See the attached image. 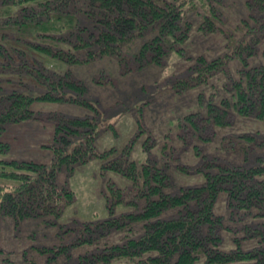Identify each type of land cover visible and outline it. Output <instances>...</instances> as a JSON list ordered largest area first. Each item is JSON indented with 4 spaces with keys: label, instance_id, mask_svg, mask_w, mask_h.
I'll use <instances>...</instances> for the list:
<instances>
[{
    "label": "trees",
    "instance_id": "obj_1",
    "mask_svg": "<svg viewBox=\"0 0 264 264\" xmlns=\"http://www.w3.org/2000/svg\"><path fill=\"white\" fill-rule=\"evenodd\" d=\"M231 1L0 0V135L7 122L29 119H49L52 131V142L43 144L51 150L48 162L14 156L10 142L0 139V222L6 216L59 217L74 194L66 181L58 183L57 171L98 158L101 168L128 179V189L104 181L100 193L108 215L83 221L81 235L70 242L36 246L39 252L60 254L84 244L76 264H264V132L223 134V155L190 142L215 140V127L230 126L235 114L264 122V0H233L244 11L228 28ZM192 31L219 33L225 47L213 56H187V74L170 77V86L182 92L221 78L205 108L171 123L183 147L190 145L199 157L192 170L182 163L177 167L201 173L198 184L175 183L166 169L170 155L163 161L129 157L130 141L145 129L140 118L138 131L123 148L99 149L94 120L32 108L34 101L91 105L83 96L88 85L72 66L120 55L119 62L135 43L158 65L169 51L182 56ZM235 62L239 67L234 70L230 64ZM220 194L230 222L215 210ZM125 230L120 240L106 239ZM223 230L233 234L228 249L223 248Z\"/></svg>",
    "mask_w": 264,
    "mask_h": 264
},
{
    "label": "rangeland",
    "instance_id": "obj_2",
    "mask_svg": "<svg viewBox=\"0 0 264 264\" xmlns=\"http://www.w3.org/2000/svg\"><path fill=\"white\" fill-rule=\"evenodd\" d=\"M243 11V6L232 0L226 9L228 18L226 27L231 28ZM223 42L219 33L202 34L192 31L188 43L183 45L185 46L183 55L169 51L164 56L163 62L158 65L148 61L149 53L146 56L141 55L138 51L139 44L135 43L129 50L124 51L125 57L119 62L117 60L120 55L105 57L89 65L71 67L72 73L88 85V90L83 96L91 105L75 101H34L32 108L43 114L61 113L94 120L98 123L96 144L99 149L112 146L117 150L123 148L130 141L131 136L138 131L137 121L140 118V123L145 129L143 132H138L135 139L130 141V144L134 142L129 157L139 161L157 156L163 161L166 154L170 155L171 159L168 160L170 165L167 164L166 169L175 183L198 184L203 180L201 173L194 171L188 173L177 167L182 163L188 167V170H192L199 157L195 155L190 145L187 148L183 147L173 124L176 123L177 118L180 119L188 112L205 108L209 94L220 86L221 78H212L208 85L182 92L170 86V77L177 75V78H182L187 74L186 69L190 64L187 56L192 60L197 53L213 56L224 52ZM260 58L264 60L263 56ZM230 65L234 70L239 67L236 62ZM127 70L128 73H125ZM105 73L110 79L106 80L100 75ZM219 92L224 94L222 88ZM111 125L116 129V134L112 132ZM215 130L217 132L215 140L209 143H202V140L195 138L190 142L192 145L199 143V146L205 147L206 153L216 152L223 155L224 152L219 148V139L223 134L256 130L264 132V122L252 115L235 114L230 126L215 127ZM166 133L170 136L167 140H165ZM51 137L49 119L9 121L0 135V139L10 142L14 156L46 162L49 161L51 150L46 149L43 144H50ZM74 166L71 170L67 165H63L57 171L58 183L66 181L74 194L73 201L59 217L37 216L22 220L6 216L1 220L0 264H76L82 259L79 253L85 251L87 246L84 244L70 246L66 248L65 253L55 254L50 251L49 255L39 252L36 246L66 243L81 235L82 230L79 227L83 221L96 220L108 215L104 198L100 193L104 181L110 179L125 190L128 189L129 181L119 173L101 168V161L98 158L85 163H76ZM221 194L215 210L226 219L225 196ZM119 209L124 208L119 206ZM226 220L230 222V219ZM65 227H75V229L63 232ZM125 233L126 230L113 233L106 239L117 241ZM222 235L223 248L232 247L233 234L223 230ZM251 245L252 243L246 244V246ZM51 254L56 255L55 258H50Z\"/></svg>",
    "mask_w": 264,
    "mask_h": 264
}]
</instances>
